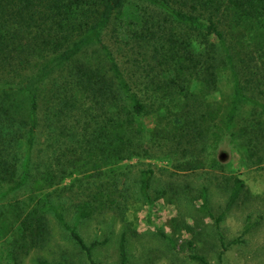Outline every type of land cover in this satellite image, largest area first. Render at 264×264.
Masks as SVG:
<instances>
[{"label":"trees","instance_id":"16d2710c","mask_svg":"<svg viewBox=\"0 0 264 264\" xmlns=\"http://www.w3.org/2000/svg\"><path fill=\"white\" fill-rule=\"evenodd\" d=\"M138 1V25L131 28L121 25L127 0H0V200L28 189L31 208L20 207L19 226L26 246L38 241L43 213L50 212L89 264H97L92 251L101 243H86L76 228L91 206H79L76 224H69L62 208L50 203L49 190L140 154L145 131L139 117L161 112L149 139L171 142L180 131L175 144L186 147L207 140L210 127L231 129L242 105L254 117L264 115V0ZM109 28L110 42L104 40ZM221 73L231 86L228 102L213 103L190 90L191 82L215 87ZM175 95L183 101L171 113L164 98ZM170 116L179 131H171ZM247 122L245 142L257 148L252 137L263 135V125ZM181 158L176 165L183 170L206 167L198 156ZM152 174L151 168L139 173L146 200ZM226 190L215 224L239 199L244 182L234 176ZM95 195L104 203L101 191ZM201 208L208 212L206 197ZM118 249L119 264H126L125 233ZM190 258L211 264L203 255Z\"/></svg>","mask_w":264,"mask_h":264},{"label":"rangeland","instance_id":"374dc122","mask_svg":"<svg viewBox=\"0 0 264 264\" xmlns=\"http://www.w3.org/2000/svg\"><path fill=\"white\" fill-rule=\"evenodd\" d=\"M139 3L127 0L122 27L138 25L135 13ZM110 28L104 32V40L108 42L114 38ZM230 87L223 73L213 88H205L199 82L190 84L194 94L213 103L228 102ZM164 100L171 113L183 101L180 95L166 96ZM160 115L161 112L137 119L145 131L140 154L104 167L99 175L89 172L66 178L49 190L50 203L62 208L69 224H76L79 206L85 202L91 206L92 214L77 223L76 228L86 243H101L92 251L97 264H119L122 233H125L126 264H200L190 258L192 254L205 256L211 264H264V161L258 162L259 157H264V133L252 137V143L259 145L250 148L245 142L249 134L242 131L249 119L263 125L264 130V115L254 117L250 106L242 105L231 129L222 132L218 127H210L207 140L206 136L186 147L175 144L180 125H174L173 116L168 117L171 131H179L173 132L174 140L149 139L147 131L158 124ZM41 116L42 124L46 125V116ZM186 156L205 159L206 167L183 170L184 165L176 163ZM147 168L153 170L149 200L140 194L138 182L140 171ZM234 176L242 179L244 191L215 224L213 217L224 208L226 188ZM97 191L102 192L104 203L95 197ZM28 196L24 187L0 200V264H37L41 259L89 264L50 212L43 213V230L38 241L30 247L24 245L29 240H24L23 228L19 227L23 218L20 207L30 210V205L26 207ZM204 197L208 200V212L201 208ZM157 228L173 239L174 245L163 239ZM221 239L227 246L224 252Z\"/></svg>","mask_w":264,"mask_h":264}]
</instances>
